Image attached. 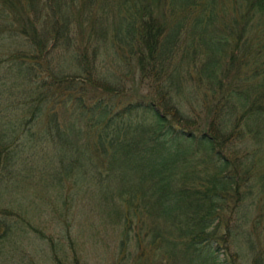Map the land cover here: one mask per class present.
<instances>
[{
	"label": "trees",
	"instance_id": "1",
	"mask_svg": "<svg viewBox=\"0 0 264 264\" xmlns=\"http://www.w3.org/2000/svg\"><path fill=\"white\" fill-rule=\"evenodd\" d=\"M81 220L110 264H264V0H0V264H86Z\"/></svg>",
	"mask_w": 264,
	"mask_h": 264
},
{
	"label": "rangeland",
	"instance_id": "2",
	"mask_svg": "<svg viewBox=\"0 0 264 264\" xmlns=\"http://www.w3.org/2000/svg\"><path fill=\"white\" fill-rule=\"evenodd\" d=\"M133 84L135 85L134 81ZM136 86L138 87V89L142 90V92H146L144 89H142L138 83L136 84ZM133 88H136L135 86ZM67 183V180L65 181ZM67 189V188H65ZM51 192V190H50ZM49 192V190H40V192L38 194L34 192L31 193V198L33 199V202H31V200H28L29 203L32 204V206L35 209L34 213V218H33V224L44 230V232L47 235H52L54 238L58 239L59 234L56 233L57 230L53 229V225L55 224L53 221V217H52V212L50 211V206L51 203L54 199H56V195L55 192H52L53 194H51ZM8 195H11L10 192H8ZM95 196V195H93ZM78 197L83 198V193L80 192ZM43 201L44 206L46 207V209L44 207L41 208V202ZM25 206L26 203L25 201H23ZM54 202V201H53ZM37 203H39L40 205H38ZM53 205V204H52ZM38 208V209H37ZM81 225L82 226H86V222L85 220H81ZM78 228V227H77ZM75 228V230L77 229ZM85 233H82V235L79 234V236L75 235L74 232L72 233V235L74 236L75 239H77V245L79 246H83L84 247V257L86 259V264H110V254H109V248L108 247H112V241H111V237H112V231L109 230L107 232L108 237L105 238L107 242H104L102 245H104L106 247V249L101 246L100 248L98 247V243H97V248L94 244H92L90 242V238L87 234H90V229L85 227ZM36 242H42L41 240L37 239L35 240ZM234 248V247H232ZM108 249V251H107ZM249 248L246 245H243L241 247V249L239 250L241 255L246 256L247 259H243V258H239L237 261L239 264H251V252L248 250ZM235 250V249H234ZM232 250V251H234ZM247 260V261H246Z\"/></svg>",
	"mask_w": 264,
	"mask_h": 264
}]
</instances>
